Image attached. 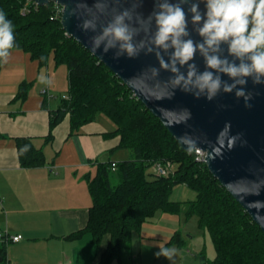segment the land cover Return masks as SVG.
I'll return each instance as SVG.
<instances>
[{
  "label": "trees",
  "instance_id": "16d2710c",
  "mask_svg": "<svg viewBox=\"0 0 264 264\" xmlns=\"http://www.w3.org/2000/svg\"><path fill=\"white\" fill-rule=\"evenodd\" d=\"M0 10L14 24L17 47L13 50L30 54L41 66L52 60L68 68L69 94L58 110L50 112L47 139L54 138V130L66 118L72 137L104 115L116 126L104 135L107 139H119L113 152L131 151V160L99 163L94 176H85L92 206L86 227L74 238L90 234L99 248L108 237L99 264L120 261L130 248L133 235L157 213L180 214L182 203L170 201L176 185H184L197 194L195 201L188 202L185 215L196 216L199 226L211 237L216 256L213 261L207 260L208 264H264L262 229L204 162H197L193 152L185 151L105 64L67 35L61 24V7L54 3L41 7L33 0H0ZM29 86L21 84L17 98L26 100ZM3 138L0 132V139ZM16 143L22 168L46 164L43 150L37 149L32 139L17 138ZM24 145H28V150L22 152ZM156 163H171V173L167 177L155 174ZM113 164L117 165L116 171ZM113 172L120 180L117 186L112 184ZM173 243L180 244L178 236L169 244ZM7 244L0 243L2 258Z\"/></svg>",
  "mask_w": 264,
  "mask_h": 264
},
{
  "label": "crops",
  "instance_id": "0c3cea01",
  "mask_svg": "<svg viewBox=\"0 0 264 264\" xmlns=\"http://www.w3.org/2000/svg\"><path fill=\"white\" fill-rule=\"evenodd\" d=\"M41 75L52 83H41ZM23 83L30 84L24 101L17 98ZM45 89L52 98L43 94ZM68 90V68L62 69L52 60L41 66L30 54L13 50L7 62L2 63L0 132L5 138L0 139V229L12 236L22 235L23 239L6 245L0 264H99L100 253L107 247L108 237L98 248L92 235L74 236L86 227L92 206L85 176H94L99 163L116 162L113 151L119 139L104 137L116 126L107 117H99L85 125L79 135L69 137L66 118L54 130V138L48 140L50 112L62 106L63 102L57 106L54 103L59 95L67 97ZM17 138L32 139L34 146L43 150L46 164L22 168ZM190 231L183 217L158 213L133 235L130 248L120 261L112 264L213 261L208 258L206 237ZM184 232L191 234L189 242L183 238ZM176 236L180 244L170 245ZM173 245L178 247L173 261L156 255L160 247Z\"/></svg>",
  "mask_w": 264,
  "mask_h": 264
},
{
  "label": "clouds",
  "instance_id": "9594fccd",
  "mask_svg": "<svg viewBox=\"0 0 264 264\" xmlns=\"http://www.w3.org/2000/svg\"><path fill=\"white\" fill-rule=\"evenodd\" d=\"M111 2L95 0V7L103 13ZM130 3V8L114 10L102 26L97 15L82 19V30L93 33V53L115 50L116 59L154 53L159 67L152 66L150 71L153 77L169 72L164 83L173 94L179 90L209 102L220 93L234 94L249 106V81L264 85V0H153L146 16L136 10L143 0ZM190 24L200 40L191 37ZM14 41V24L0 10V62H7L17 47ZM197 54L203 58V71L194 63ZM185 66L186 72L181 71ZM38 79L46 85L52 83L44 75ZM27 150L28 145L21 148L22 152ZM176 253L174 247L164 246L156 255L173 261Z\"/></svg>",
  "mask_w": 264,
  "mask_h": 264
},
{
  "label": "water",
  "instance_id": "95a60500",
  "mask_svg": "<svg viewBox=\"0 0 264 264\" xmlns=\"http://www.w3.org/2000/svg\"><path fill=\"white\" fill-rule=\"evenodd\" d=\"M33 1L41 7L51 3L62 7L61 24L67 35L105 64L161 121L185 151L192 153L200 149L205 152L209 172L264 232V85L249 81L247 88L251 99L247 107L244 100L235 98L234 94L220 93L211 102L204 98L195 99L179 90L173 94L170 85L164 83L171 74L161 71L159 77H153L150 71L152 66L159 67L154 53L141 52L135 59H116L115 50L93 53V33L80 26L88 15H97L102 26L114 10L132 7L130 0H112L103 13L96 9L95 0ZM152 7L153 0H143L142 6L136 10L146 16ZM189 31L194 40L201 39L191 24ZM194 63L198 70H204L203 58L199 54ZM181 71L186 72V66ZM222 78L228 79L226 76Z\"/></svg>",
  "mask_w": 264,
  "mask_h": 264
},
{
  "label": "rangeland",
  "instance_id": "374dc122",
  "mask_svg": "<svg viewBox=\"0 0 264 264\" xmlns=\"http://www.w3.org/2000/svg\"><path fill=\"white\" fill-rule=\"evenodd\" d=\"M59 67H61L62 69H67V66L65 64H62ZM67 94H69V90H68ZM65 98H66L65 96L63 97V95H59L58 100L54 104L57 106V103L63 102V99H65ZM100 117H106V116L101 115ZM113 155H114V158H116L115 159L116 162H122L124 160L132 158L131 151H129L127 149L116 150ZM106 161H108V160H106ZM119 183H120V180L118 179L117 174L113 172V174H112L113 186H117ZM196 198H197V194L195 191L189 189L188 187H186L184 185H176L173 188L172 194L170 195V201L182 203L181 209H180V214L179 213H176V214L159 213V215L166 214V215H173L174 217H183L184 221L186 223V227L190 228V230H191L190 232H195V234H200V236L203 238L206 237L208 258L210 260H213L216 256V252L214 250V246H213L211 237L206 232V230H204L203 228H201L199 226L198 219L196 216H191V217L187 218V216L185 215L186 211L188 210V206H189L188 202L195 201ZM157 215H158V213L156 214V216L154 218H157ZM183 225L181 226V228H182L181 231H183V229L185 227ZM190 235L191 234H187V232H184L183 238L187 242H189L188 236H190ZM172 247H174L176 250L178 249V247H175V245H173ZM186 248H188V246H185L184 250H186ZM195 254H197V253H195ZM198 261L200 262V259H198Z\"/></svg>",
  "mask_w": 264,
  "mask_h": 264
},
{
  "label": "built area",
  "instance_id": "2783aa9c",
  "mask_svg": "<svg viewBox=\"0 0 264 264\" xmlns=\"http://www.w3.org/2000/svg\"><path fill=\"white\" fill-rule=\"evenodd\" d=\"M57 6H59V5H57ZM43 94L49 95L47 89L43 90ZM49 98H52V96L49 95ZM193 153L195 154V159L197 162H204L205 163V159H206V153L205 152H203L200 149H197V150H194ZM112 168H113V171H116L117 165L113 164ZM171 169H172L171 163H166V164L156 163L153 166L154 173L159 175V176H162V177H167L171 173ZM22 239H23L22 235H13L12 236V235H9L7 232H4L0 229V242L19 243L20 241H22Z\"/></svg>",
  "mask_w": 264,
  "mask_h": 264
}]
</instances>
